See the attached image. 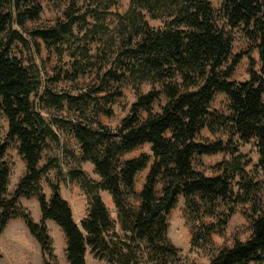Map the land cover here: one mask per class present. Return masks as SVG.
I'll return each mask as SVG.
<instances>
[{"label":"trees","instance_id":"obj_1","mask_svg":"<svg viewBox=\"0 0 264 264\" xmlns=\"http://www.w3.org/2000/svg\"><path fill=\"white\" fill-rule=\"evenodd\" d=\"M65 3L54 22L27 28L40 18V0H0V112L7 139L17 142L25 162L10 192L11 167L0 137V232L10 219L23 220L43 264H59L47 220L65 236L69 264H87L88 253L107 264H187L167 237V216L182 197L191 251L202 252L208 264L263 263L264 0H221L218 9L208 0H129L124 13L113 11L118 0ZM234 29L259 57L258 70L249 57V77L240 82L231 76L249 52L232 53ZM37 39L57 58L51 80L73 89L48 85L41 91L38 66L24 65L14 50L19 43L34 59ZM86 77L88 83H78ZM125 85L135 100L120 123L109 127L98 116L112 115L110 105ZM218 93L227 97L220 110L211 108ZM44 110L54 113L46 116ZM62 111L70 115H56ZM56 127L70 132L78 162L88 163L94 174L67 171L87 201L79 224L59 182L48 181L49 197L40 183L50 169L62 174L57 157L40 164L50 141L60 145ZM204 129L219 137L199 138ZM248 143L258 160L246 170L238 146ZM144 144L150 153L124 157ZM217 153L225 158L206 175L201 157ZM146 168L137 191V176ZM31 196L38 201L39 221L19 201ZM237 212L249 222V237L217 247L212 236Z\"/></svg>","mask_w":264,"mask_h":264},{"label":"rangeland","instance_id":"obj_2","mask_svg":"<svg viewBox=\"0 0 264 264\" xmlns=\"http://www.w3.org/2000/svg\"><path fill=\"white\" fill-rule=\"evenodd\" d=\"M214 9H218L221 0H208ZM42 5V12L37 23L27 22L26 27L31 28L35 24H48L56 20V18L62 15L63 10L66 8L65 0H40ZM81 4V1L79 2ZM129 6V0H118L117 6L113 8V11L124 13ZM157 22H151V25H156ZM40 43V52L34 53V59L32 58L33 53L30 52L25 46L17 44L14 49L18 58L23 61L26 66L37 65L39 68V77L41 79V91L44 86H52L59 89H73V86L69 82L65 81H53L51 77L55 73V67L58 64L57 58L53 55L48 54L47 50L43 46L42 42L37 39ZM240 52H249V54L243 55L238 64L236 65L234 72L231 76L233 81H244L249 77V57L253 59V69H259V57L257 50L252 43L248 42L242 35L239 29L233 31V47L232 53L238 54ZM35 67H33L34 69ZM38 76V73L35 71ZM89 78L86 77L84 80L80 79L79 84L88 83ZM149 86H144L143 90L146 92L149 90ZM74 91V90H73ZM123 95L117 98L110 107L113 111L112 115L107 116L99 114L98 119L103 124L109 127H116L122 118H124L130 109V105L135 100L133 90L125 85L122 88ZM35 96L33 97V99ZM227 104V97L223 93H218L211 103V108L220 110L223 109ZM159 105H154V110H158ZM48 113H54L52 110L47 112L43 111L44 115ZM56 115L65 116L70 115L67 111L57 112ZM145 117V113L142 114ZM0 137L7 145V151L5 159L11 167L10 175V186L9 191L12 192L18 180L25 171V162L17 152V142L7 139V119L0 112ZM56 132L60 138V145L50 141L49 145L43 151L42 160L40 164L46 162L48 157H57L60 164L61 173H57L56 169H50L41 177L40 183L47 197L51 193V189L48 186V181H58L63 193L70 200L76 222L79 224L80 220L86 215L87 201L86 197L79 187L76 180L71 179L67 176V171L76 169L82 170L87 175L94 177L91 166L88 163L78 162L77 156L79 154V148L77 141L72 137L70 132L61 127H56ZM219 134H211L208 130L204 129L200 133L201 139H216ZM239 151L242 152L245 157L244 160L248 161L246 170H249L258 160V154L256 148L252 143L239 145ZM141 152L150 153V145L144 144L134 151L127 153L124 157L129 158L136 156ZM225 158L223 153H217L214 155H203L201 160L203 167H200L206 175H213L212 167ZM148 168L141 171L136 179L135 188L140 190L144 180V176ZM20 203L30 212L35 221H39L41 218L38 201L35 196L29 198L20 197ZM185 205L182 197L177 199L175 206L170 210L167 219L169 227L167 230V237L179 249V254L184 256L187 264H208V257L200 251H191L189 246L190 241V229L186 225L184 220ZM48 228L52 236L53 254L55 260L59 264H69L66 258V242L65 236L59 228L52 222H48ZM250 235V228L248 220L240 213H235L229 220L226 228L221 233H216L212 236L213 241L217 247L226 245L231 246L234 238L240 240H246ZM44 256L41 252V248L34 237L28 231L27 226L20 218H12L0 232V264H43ZM88 264H107L104 261L97 259L89 260ZM250 264H264L263 263H250Z\"/></svg>","mask_w":264,"mask_h":264},{"label":"crops","instance_id":"obj_3","mask_svg":"<svg viewBox=\"0 0 264 264\" xmlns=\"http://www.w3.org/2000/svg\"><path fill=\"white\" fill-rule=\"evenodd\" d=\"M69 201H70V200H69ZM70 203H71V202H70ZM71 205H72V204H71ZM38 206H39V205H38ZM33 219H34V218H33ZM49 221L52 222L51 220H47V221H46L47 226H49V225H48V222H49ZM52 223H53V222H52ZM53 224H54V223H53ZM57 228H59V227H57ZM49 229H50V228H49ZM60 231H61V230H60ZM85 259H86V263L88 264L89 260H93L94 258H93V256H92L91 254L88 253V254L86 255V258H85Z\"/></svg>","mask_w":264,"mask_h":264}]
</instances>
